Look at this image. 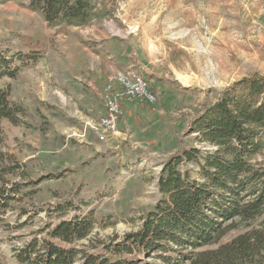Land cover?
Masks as SVG:
<instances>
[{
  "label": "rangeland",
  "instance_id": "rangeland-1",
  "mask_svg": "<svg viewBox=\"0 0 264 264\" xmlns=\"http://www.w3.org/2000/svg\"><path fill=\"white\" fill-rule=\"evenodd\" d=\"M30 3L0 4V58L17 72L0 76V91L23 109L18 124L2 123L0 188L20 194L9 193L0 212V264H18L48 227L87 216L95 221L88 238L54 242L109 258L107 247L167 200L159 182L172 157L187 149L192 159L177 171L201 185L210 162L231 160L191 127L223 91L264 77V0H92L95 16L83 26H50ZM117 71L141 74L156 101L129 102L116 130H104L105 87ZM256 141L238 155L251 168L239 177L247 202L264 175V128ZM223 219L221 244L264 235V209L252 220ZM171 246L176 258L190 251ZM122 258L167 264L144 250Z\"/></svg>",
  "mask_w": 264,
  "mask_h": 264
},
{
  "label": "trees",
  "instance_id": "trees-1",
  "mask_svg": "<svg viewBox=\"0 0 264 264\" xmlns=\"http://www.w3.org/2000/svg\"><path fill=\"white\" fill-rule=\"evenodd\" d=\"M5 1L0 0V4ZM30 7L39 11L50 26H83L95 16L92 0H31ZM3 75L16 77L17 72L10 71L9 63L0 58V76ZM22 110L10 102L8 90L0 91V143L3 121L18 124ZM262 128L264 77L242 80L235 88L223 91L215 102H208L192 123V133H198L203 142L213 144L231 158L210 162L209 166L214 169L208 174L206 184L192 182L177 171L182 162L192 159L193 155L185 149L166 164L165 176L159 182L167 200L147 215L138 232L107 247L109 258L61 246L72 245L91 235L95 221L87 216L48 227L46 238L33 240L24 247L17 255V263L77 264L81 260V264H135L122 257L144 250L156 253L167 264H264V235L260 231L245 232L221 244L225 232L219 221L226 217L252 220L264 209V175L259 181L260 187L252 194L254 198L247 202L246 189L239 177L251 172V168L238 156L254 148L256 135ZM65 173L53 176L60 179ZM11 192L20 194L17 190L0 188V212L8 207ZM170 244L190 251L173 257ZM212 245L217 247L197 252Z\"/></svg>",
  "mask_w": 264,
  "mask_h": 264
},
{
  "label": "built area",
  "instance_id": "built-area-1",
  "mask_svg": "<svg viewBox=\"0 0 264 264\" xmlns=\"http://www.w3.org/2000/svg\"><path fill=\"white\" fill-rule=\"evenodd\" d=\"M135 101L150 103L156 100L141 74L135 71L118 72L106 86L103 98L105 115L98 127L115 131L123 117L124 104Z\"/></svg>",
  "mask_w": 264,
  "mask_h": 264
},
{
  "label": "crops",
  "instance_id": "crops-1",
  "mask_svg": "<svg viewBox=\"0 0 264 264\" xmlns=\"http://www.w3.org/2000/svg\"><path fill=\"white\" fill-rule=\"evenodd\" d=\"M116 70H118V69H116ZM117 72H118V71H117ZM103 84H104V81H103L101 84H99V85L103 86ZM99 85H98V86H99ZM105 88H106V87H105ZM128 105H129V102H127V103L124 104L125 107L128 106Z\"/></svg>",
  "mask_w": 264,
  "mask_h": 264
}]
</instances>
